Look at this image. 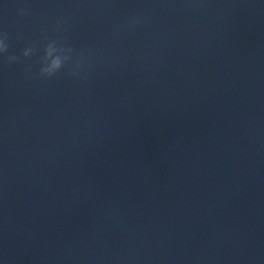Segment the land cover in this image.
<instances>
[{
  "label": "water",
  "instance_id": "obj_1",
  "mask_svg": "<svg viewBox=\"0 0 264 264\" xmlns=\"http://www.w3.org/2000/svg\"><path fill=\"white\" fill-rule=\"evenodd\" d=\"M192 2L0 0L9 53L66 35L96 60L7 65L61 264H264V0Z\"/></svg>",
  "mask_w": 264,
  "mask_h": 264
},
{
  "label": "clouds",
  "instance_id": "obj_2",
  "mask_svg": "<svg viewBox=\"0 0 264 264\" xmlns=\"http://www.w3.org/2000/svg\"><path fill=\"white\" fill-rule=\"evenodd\" d=\"M193 12L202 11L204 5L198 0L186 5ZM147 17L137 11L130 14L123 23L114 27L115 33L135 32L145 26ZM54 32L65 31V25L58 21L54 27ZM10 43L7 32H0V63L11 65L31 61L33 57H38L39 68L33 73L31 65L25 68V75L28 79H39L42 81L52 80L60 74H67L73 79L87 82L94 71L96 63L95 57L84 49H77L74 45L68 43L65 35L63 38L48 39L42 49L36 44H29L24 47L20 53H9Z\"/></svg>",
  "mask_w": 264,
  "mask_h": 264
}]
</instances>
